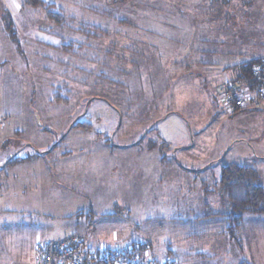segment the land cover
<instances>
[{
  "label": "rangeland",
  "instance_id": "374dc122",
  "mask_svg": "<svg viewBox=\"0 0 264 264\" xmlns=\"http://www.w3.org/2000/svg\"><path fill=\"white\" fill-rule=\"evenodd\" d=\"M44 1L53 3L56 11L71 20L68 27L56 26L37 8L45 25H36L51 35L42 37L37 32L34 43L27 37L20 40V51L11 55L14 60L0 66V121L4 119L8 128L24 125L21 134L11 133L14 136L6 127L0 130L4 142L0 189L15 182L11 177L27 182L30 174L35 177L42 170L51 175L58 165L51 158L59 153L71 156L72 170L63 164L68 174L80 170L78 158L97 160L99 171L90 176L92 187L78 200L86 209L73 216L85 217L78 218L82 225L78 234L85 241L89 237L107 243L109 233L115 232L119 238L127 237L123 239L126 245L134 241L132 237L142 236V229H155L154 237L145 232L144 242L151 246L150 254L158 245L168 256L160 261L153 257L156 264L165 260L191 264L186 257L180 262L170 257L172 248L196 253L193 264L199 257L204 262L199 264H233L235 244L225 233V217L218 215L227 213L228 208L216 185L222 166L239 164L254 168L259 185L264 186V108L229 114L215 91L222 80L234 77L233 66L264 57V0H249V4L217 0L211 1V6L207 0H158L163 1L165 10L161 15L178 20L179 26L162 27L163 22L149 28L137 26L146 13L140 8L147 9L148 0H126L118 7L110 0ZM167 1L170 4H164ZM8 15L1 13L2 17ZM79 23L107 33L98 38L82 36L78 52L75 49L74 56L65 55L57 48L68 36L77 35ZM136 33L159 37L170 47L158 54L152 52L153 57L151 50H144L138 57L132 51ZM105 46L112 51L101 53L99 48ZM160 48L156 44L154 49ZM23 116L30 120L16 121ZM74 121L86 122L91 129L71 132ZM42 152L41 161L3 167L8 159ZM15 183L18 191L9 187L0 190V216L19 217L6 218L4 226L17 229L25 256L22 262L28 264L32 244L28 239L33 237L21 227L38 226L42 233L39 240L66 236L74 230L72 217H62L63 213L73 214L72 204L65 212L60 191L54 190L53 198L39 205L40 214L45 210L54 215L51 225L45 227L42 216H27L38 207L34 202L11 199L36 196L34 188ZM11 200L17 205L15 210L25 212H8ZM29 206L31 210L26 208ZM194 217L210 219L192 225ZM242 220L236 229L239 241ZM182 233L188 236L183 239Z\"/></svg>",
  "mask_w": 264,
  "mask_h": 264
},
{
  "label": "crops",
  "instance_id": "0c3cea01",
  "mask_svg": "<svg viewBox=\"0 0 264 264\" xmlns=\"http://www.w3.org/2000/svg\"><path fill=\"white\" fill-rule=\"evenodd\" d=\"M125 2H127V1H125ZM146 2L147 3L149 2L150 5L148 6L147 9L146 8H140L142 11H145L146 13L144 15H142L141 20L139 19V21L137 22L138 23L137 26H141L142 28L143 27L149 28V27L154 26L153 24H155L156 26H159V24H162L163 22H165L166 24L163 23L162 27L179 26L178 20L171 18V17H167V15H164V16L161 15L162 12L165 11L164 9H162L163 1L158 2V0H148ZM209 2H211V1L209 0L208 3ZM50 4H53V3H50ZM164 4H170V3L167 1ZM120 5H123V3L120 2L116 6L118 7ZM53 6H55V5L53 4ZM194 9L197 11L196 5L194 6ZM198 10H200V9H198ZM4 11H6L12 19V24L15 28V36H16L17 44L13 43V41L9 38V36L5 30V24H4L2 16H1V13ZM166 11H170L169 13L173 12L171 10H166ZM39 14H41V13H39L37 8L30 7V6L26 5L25 0H0V66H4L7 62V60H11V59L14 60V58H12L11 55H13L15 53V51H17V50L20 51V45H19L20 40L25 39V37H27L28 42L31 40V42L34 43L36 41L37 32H39L40 34H43L42 37H44V36L49 37L51 35V31H48L46 33L44 29H39L38 26H41V25H39V22H41L42 26L45 25V23H42V21L44 22L45 19L40 18ZM41 15H43V14H41ZM161 17H162V19H161ZM118 22L126 23L125 20H122V19H118ZM36 23L38 24V26L36 25ZM126 25L129 26V24H127V23H126ZM156 26H154V27H156ZM139 29H140V27H139ZM135 35L137 36V40L134 42L135 48H132V49L138 53V57L144 53V50H147V51L151 50L150 55L153 57L152 52H155L158 54L163 50V48L165 46H169V44H170L166 40L162 41V39H157L159 37H156V38L150 37V36L149 37H143V36H138L137 33ZM75 36H76V39H75L76 42H79L80 39L82 38L78 35H75ZM70 37H71V35L68 36L66 40L68 41L69 39H71ZM156 44L160 45L161 48L160 49H154ZM15 45H17V46H15ZM174 47L175 46L173 43L172 49ZM130 49H131V47L126 48V50L128 52L131 51ZM103 53H104V50H103ZM7 54H9V56H6ZM23 118L30 120V118H26L23 116V117L18 118L16 121H18L20 119L22 120ZM29 120H28V122H29ZM2 121H0V130H3L7 125L4 121V119H2ZM23 126L24 125H14V126H11L9 128L6 127V129H8L10 136H14L11 133L21 134ZM75 130H77V129H75ZM70 131L73 132L74 129L71 128ZM70 133H68V134H70ZM0 138H3V135H0ZM3 147H4V142H3V140H1L0 141V149ZM64 153H59L57 156H53V158H51L52 162L54 161L55 163H58V165H56V168L53 170V172H51V175H49L48 171L42 170L41 172H38L35 177L33 174H30L28 176L27 182L21 181L20 177H11V180H13L15 182H17V181L20 182L22 188H24L26 185L33 187L34 188L33 193H34V195L37 196V197L36 196H26L23 198L20 195V197L15 196L11 199H13L14 201H19L21 203H23L24 201L28 202L29 200L34 202L38 207H35L34 210L33 209L31 210L30 206L26 207V208L31 210L27 214V216H30V215L42 216L44 221H45L44 222L45 227H48V225H51V223H52L51 220L54 219V215L50 211H48V213H47L45 210H43V213L40 214V212L42 210L39 209V205L42 206V205L46 204L45 202L47 201V199L53 198L54 190L58 189L60 191V197L63 198V210H65V212H66V210H68L70 207L68 204H70V203L72 204L70 209H71V211H73V214L68 213L70 215L67 216L68 215L67 213H63V217H62V219H64V220L66 218L71 219L69 217H72V219H71L72 221H70V223L73 225L74 230L70 234H68V235H72V234L80 233V232H78V230H80L82 225H80L81 223L78 220V218H85L83 216H80L78 218L73 217V216H75V214L78 211L86 209V207H82L80 205V203L78 202L79 196L82 194L85 195L88 192V191H86V189L89 188V186L92 187V184L89 183V182H91L90 176L92 174L98 172L99 169H98L97 160L87 162L85 158H83V159L78 158V160H76V164H77L76 167L80 168V170H73L75 175L74 174H68L67 169L72 170L69 166L71 164L70 163V159H71L70 157L71 156H68L67 152L65 154ZM63 154H64V157L62 156ZM35 155L36 154L34 153L31 156L25 157L28 159L25 160L24 162L16 163V164L12 165L11 167L12 168L19 167V165L21 163L22 164L29 163V162L35 163L34 161H41L44 158L43 156H35ZM53 155H54V153H53ZM50 156H52V155L50 154L49 157ZM36 159H38V160H36ZM3 160H4V158L0 157V162ZM64 161H66V163ZM63 164H66L67 169L63 170ZM4 168H6V167H4ZM56 170H57V172H59V174L56 173L57 178L54 179V173L56 172ZM71 179H75V182H71L70 181ZM15 182L6 183L4 188H6V189L8 187L11 189L15 188V190L18 191L17 190L18 185ZM85 182H88V183H85ZM4 188L0 189V190L4 191ZM54 197L57 198L56 196H54ZM11 203L13 205H12L11 209H9L8 212L13 211V212H18L19 214H23L25 212L24 209L15 210L16 207H13V206H17V205L15 203H13L12 200H11ZM45 208H47V207H45ZM49 209L50 210L54 209L53 205L51 208L49 206ZM68 212H69V210H68ZM204 215H207V217H209V215L207 213H204ZM13 217L19 218L18 216H13V215L0 216V264H25V262H22L24 260L23 258H25V256H24V254H21L23 251V248H22L23 246L21 243V236L17 232V229L13 228V230H14L13 231L9 227L4 226L6 223L5 219L6 218H13ZM92 217H93L92 215L89 216L90 219ZM197 218H199V217L193 218L192 225H196V223H197V225H199L203 221H207L208 219H210V218H208V219H203V220H197ZM17 220L18 219H16V221ZM241 223L242 224H241V226H239L240 228H239V233H238V237L241 235L240 236L241 250L236 245H235V247L233 246L234 248H236L235 249V252H236L235 256L236 257H234L235 260H233V264H237L241 260H246L251 264H264V215L245 214L243 216V220ZM189 225H190V223H189ZM192 227H194V226H192ZM21 229H24L25 230L24 232L27 235H28L27 232H29L30 238L33 237L31 240L28 239V241L32 242V244L30 245V253H29V255H30L29 259L30 260L27 258V260L29 261L28 264H35L34 248H35L37 241L42 242V241L57 240V239L62 238V237H56L54 239H46V240L40 239L39 240V237H40L39 235L42 233L40 232V228L38 226L33 228L32 225H25V227H21ZM136 229H138V228H136ZM154 231H155V229H154ZM154 231H151L148 229V232H147L145 229H142L141 231H139L142 233V236L139 235L137 237H132L134 241H131L130 243H128L126 245H125L123 239H127V237L123 236V237L119 238L118 234L115 232L113 235L111 233H109V237H111V240H109L108 239L109 237H107L106 238L107 243H100V242H102V239H100V238L92 240L91 238L88 237V239H86V241H85L86 242L85 254L89 253L92 250H96L97 248L101 247L100 245H103L104 248L110 249V248H121V247L129 246V245H133V244H136L139 242H144V240H145L144 235H146V233H150L154 237ZM189 232L190 233L194 232V229H192ZM184 234L185 233L181 234V238H183V239H185L186 236H188V235L185 236ZM68 235H66V236H68ZM110 235H112V236H110ZM63 237H65V236H63ZM226 240L227 239L225 238V241ZM215 242H217V241H215ZM227 244H228V242H227ZM190 251H192V249H190ZM163 252H164L163 250H160L158 248V245H155L153 250H152L151 255H152V257L155 258V260L160 261V260H162V258L168 257L166 255L164 256ZM166 253L169 254V252H166ZM201 255H204V253L200 254V256ZM192 256L196 257L197 254L196 253L195 254L190 253V252L185 251L184 249L181 250L179 248H175V249L172 248V250L170 251V257L177 258L179 260V262L183 257H186L189 260V262L191 264H193L195 262V258H193ZM202 260L203 259H201L199 257L198 260H196L197 264L204 263Z\"/></svg>",
  "mask_w": 264,
  "mask_h": 264
},
{
  "label": "trees",
  "instance_id": "16d2710c",
  "mask_svg": "<svg viewBox=\"0 0 264 264\" xmlns=\"http://www.w3.org/2000/svg\"><path fill=\"white\" fill-rule=\"evenodd\" d=\"M112 3H120L126 0H110ZM209 1V0H207ZM212 2H216L217 0H210ZM241 3L249 4V0H240ZM228 3L230 0H221L219 3ZM25 4L38 8L43 12L45 19L51 23H54L59 27H68V22L71 20L68 16H65L60 10L56 11V8L53 4L46 3L44 0H25ZM211 2H207L209 6ZM211 6V5H210ZM3 22L5 24V30L9 36V38L13 41V43L17 44L16 36H15V28L12 24V19L8 15L6 17H2ZM72 23V22H71ZM76 33L78 36H88V37H100L102 34H106L107 32L102 33V30H94V27L88 26L83 23H79L78 27H76ZM98 32V33H97ZM102 33V34H101ZM106 37V36H105ZM68 41L65 39V43L62 46H59L57 50L62 51L65 55L74 56L75 53L78 52L81 46L76 42V36L71 35ZM100 39H98L97 43H100ZM77 45V46H76ZM99 48V47H98ZM100 52L110 53L112 50L110 47L105 46L99 48ZM133 50V49H132ZM264 61V57L255 58L248 61H244L232 67V70L235 72L234 77H247L250 74L251 68L254 64L260 63ZM233 78V77H231ZM216 93V91H215ZM57 98V97H56ZM60 98H57L59 100ZM60 101V100H59ZM66 102L65 99H63ZM71 128L77 129L79 131H87L91 129L90 124L86 122L74 121L71 124ZM64 138H62L59 143H62ZM57 143L52 147V149L58 146ZM43 153H37L35 156H42ZM31 158V157H30ZM28 158L17 159L11 158L7 160L4 164V167L12 166L19 162H24ZM259 176L257 171L247 165H239V164H229L226 166H222L220 169V176L217 182L216 188L219 192V195L222 196L225 204H227V213L218 214L221 217H225L227 221L226 234L229 240L234 243L240 250L241 245L240 241L236 237V229L238 227L239 222L241 221L243 215L249 213L253 215H264V186L259 185ZM82 211H78L77 215L82 214ZM237 264H251L246 260H241Z\"/></svg>",
  "mask_w": 264,
  "mask_h": 264
},
{
  "label": "built area",
  "instance_id": "2783aa9c",
  "mask_svg": "<svg viewBox=\"0 0 264 264\" xmlns=\"http://www.w3.org/2000/svg\"><path fill=\"white\" fill-rule=\"evenodd\" d=\"M216 95L229 114L264 108V61L254 64L247 77L222 80L216 87ZM85 245L81 234L37 242L35 264H156L147 242L110 249L101 246L86 254ZM161 264L177 262L165 260Z\"/></svg>",
  "mask_w": 264,
  "mask_h": 264
}]
</instances>
